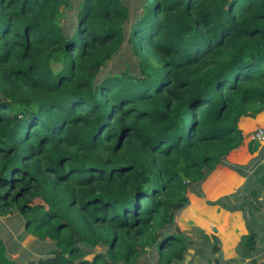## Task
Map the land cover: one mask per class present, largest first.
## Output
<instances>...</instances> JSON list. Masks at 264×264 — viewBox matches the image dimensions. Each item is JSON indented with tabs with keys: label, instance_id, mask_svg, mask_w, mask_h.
I'll list each match as a JSON object with an SVG mask.
<instances>
[{
	"label": "trees",
	"instance_id": "16d2710c",
	"mask_svg": "<svg viewBox=\"0 0 264 264\" xmlns=\"http://www.w3.org/2000/svg\"><path fill=\"white\" fill-rule=\"evenodd\" d=\"M128 17L120 0H0V217L54 247L20 264L181 262L187 192L264 111V0H142ZM125 41L139 75L102 76ZM0 264H18L1 240Z\"/></svg>",
	"mask_w": 264,
	"mask_h": 264
},
{
	"label": "crops",
	"instance_id": "0c3cea01",
	"mask_svg": "<svg viewBox=\"0 0 264 264\" xmlns=\"http://www.w3.org/2000/svg\"><path fill=\"white\" fill-rule=\"evenodd\" d=\"M262 126L264 111L240 119V146L189 189L188 205L175 215L191 226L192 244L211 243L221 264H264V142L250 140Z\"/></svg>",
	"mask_w": 264,
	"mask_h": 264
},
{
	"label": "rangeland",
	"instance_id": "374dc122",
	"mask_svg": "<svg viewBox=\"0 0 264 264\" xmlns=\"http://www.w3.org/2000/svg\"><path fill=\"white\" fill-rule=\"evenodd\" d=\"M74 4L78 0H71ZM121 3L128 9V20L125 23V30L128 32L131 23L141 14L142 12V0H120ZM74 11H68L66 17L69 19ZM68 19L65 21V25L68 23ZM128 34V33H127ZM122 72H128L130 75H139L137 68V59L133 56L129 44L125 41L120 47L119 51L105 63L102 68L101 75L109 76L112 74H120ZM40 200L36 199L34 204L38 203ZM42 204V203H40ZM178 220V219H177ZM175 229L186 235L188 240L189 236L193 239L190 230H186L191 226L185 222H177L175 220ZM172 226L173 232L175 229ZM164 228L163 230H166ZM184 230V231H183ZM197 235V234H196ZM0 240L6 248L7 257L11 260L16 261L18 264L27 263L30 261H41L48 254V251L52 250L54 247L51 242H40L36 239L27 235L24 231L23 220L21 216L17 213L9 214L4 217H0ZM191 242V240H190ZM189 242V243H190ZM217 243V242H216ZM192 244V242H191ZM211 243H202L200 240L193 243L189 247L181 262L172 264H221L218 260H214ZM103 252V249L96 247L91 253L88 254V258L91 259L94 253ZM156 258L150 251H147L140 255L136 264H155ZM213 260V262L211 261Z\"/></svg>",
	"mask_w": 264,
	"mask_h": 264
},
{
	"label": "built area",
	"instance_id": "2783aa9c",
	"mask_svg": "<svg viewBox=\"0 0 264 264\" xmlns=\"http://www.w3.org/2000/svg\"><path fill=\"white\" fill-rule=\"evenodd\" d=\"M250 140L255 142H264V126L257 128L250 135Z\"/></svg>",
	"mask_w": 264,
	"mask_h": 264
}]
</instances>
